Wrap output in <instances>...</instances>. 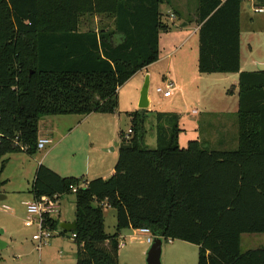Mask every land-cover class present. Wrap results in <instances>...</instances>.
Instances as JSON below:
<instances>
[{
    "label": "trees",
    "instance_id": "16d2710c",
    "mask_svg": "<svg viewBox=\"0 0 264 264\" xmlns=\"http://www.w3.org/2000/svg\"><path fill=\"white\" fill-rule=\"evenodd\" d=\"M242 2L199 0L197 10L199 73L239 74L235 151H206L196 140L182 148L173 113L156 114L157 148L150 149L146 115L136 112L131 137L123 140L132 147L120 149L110 178L81 186L78 178L39 166L34 199L76 197L77 264H119V231L141 228L162 241L198 246V264H264V248L241 250L243 235L264 234V71L240 72ZM170 4L0 0V158L35 155L46 117L114 114L119 88L159 60L160 34L169 29L161 7ZM254 5L264 8V0ZM87 16L101 17V24L87 25ZM105 207L117 211L113 236Z\"/></svg>",
    "mask_w": 264,
    "mask_h": 264
},
{
    "label": "rangeland",
    "instance_id": "374dc122",
    "mask_svg": "<svg viewBox=\"0 0 264 264\" xmlns=\"http://www.w3.org/2000/svg\"><path fill=\"white\" fill-rule=\"evenodd\" d=\"M198 3L197 0H172L170 5L161 7L162 19L168 24L169 29L161 33L159 60L134 75L119 88L118 107L114 114L93 113L87 119L80 115L46 117L42 120L40 130L42 133H50L49 135L53 137L56 143L53 148L37 150L33 156L22 151L9 153L0 158V196L9 197V200L0 202V206L4 204L10 209H0V264H77L78 246L70 232L60 228L53 230L51 239L40 245L33 240V236L38 233L37 229L25 226L28 217L25 204L34 200L32 183L39 165L43 164L67 173L64 174L68 175L67 178L83 179L82 182L103 176L108 179L112 176L108 171L116 165L124 137L132 128L134 113L146 115V145L150 149H156L157 113H173L179 116V127L182 130L179 144L184 148L190 141H195L190 137L197 133L199 115L209 109L211 104L218 107L214 109L230 113L233 112V108L234 111L239 110L238 73L224 75L199 73ZM170 6L176 14L181 13L175 23L170 22L171 15L166 13ZM255 8L252 0H243L241 4L243 72H255L259 70V65H264V8L261 10ZM85 19L87 25L92 27L101 24L99 16H87ZM108 22L112 21L104 20V23ZM181 25L186 26L181 28ZM82 28L85 29L86 26ZM170 52L173 53L172 56H169ZM148 78L149 109L147 108L145 112L140 108V99ZM176 81L177 86H186L187 90L184 87L182 90L174 89L169 99L157 92L158 88H165L168 83ZM198 86H216L214 96L211 97L208 90L202 91L201 94ZM138 92L140 95L137 100ZM215 101L218 102V106ZM194 112L199 115H194ZM232 119L230 115L229 145L219 146L217 142L220 144L222 142L217 139L213 147L202 145L204 150L237 149V115L234 116V128ZM183 130L186 133H183ZM185 137L189 139L187 144ZM90 155L91 168L88 166ZM98 156L105 157L106 160L97 162ZM60 199L61 214L55 220L60 223H73L76 212L75 195L64 194ZM104 215L106 232L113 236L117 233V211L112 207H105ZM118 241L124 244L120 246L118 252L119 264H148V252L152 245L146 243L143 235L133 229H124L119 231ZM261 248H264V234L242 236L243 253ZM198 259V246L178 240L163 241L162 264H198Z\"/></svg>",
    "mask_w": 264,
    "mask_h": 264
},
{
    "label": "crops",
    "instance_id": "0c3cea01",
    "mask_svg": "<svg viewBox=\"0 0 264 264\" xmlns=\"http://www.w3.org/2000/svg\"><path fill=\"white\" fill-rule=\"evenodd\" d=\"M172 1V0H171ZM199 0H197V2H198ZM199 4V3H198ZM252 5L253 6H255L254 5V0H252ZM199 6V5H198ZM186 8H188V5L186 6ZM256 10H261V9H257V8H255ZM178 10V9H177ZM174 12V9L170 6L169 7V10L166 12V13H173ZM175 13V12H174ZM181 14V13H180ZM175 15H176V13H175ZM177 16V15H176ZM175 16V19L174 20H170V22L171 23H175V21L178 19L177 17ZM181 16V15H180ZM182 18V17H181ZM187 24V23H186ZM183 26H186V25H181V28L183 27ZM198 29H199V26H198ZM159 45H160V47H161V34H160V43H159ZM173 52V51H172ZM172 52H170L171 54L169 55V56H172ZM261 65H259V67H260ZM264 66V65H263ZM144 70H146V69H144ZM243 71V67H242V65H241V71L240 72H242ZM256 72V71H255ZM200 75H202V74H200ZM220 75H224V74H220ZM147 76H149V74L147 75ZM200 77V76H199ZM177 82V81H176ZM175 82V83H176ZM174 82H172V84L174 85V89H178V90H182V87H184L186 90H187V87L186 86H177V84H178V82L175 84ZM216 86H198V90L200 91V93L202 94V91H205V90H208V92H210V95H211V97H213L214 96V88H215ZM140 89H141V87H140ZM140 89H139V91H140ZM173 89V90H174ZM184 89V90H185ZM139 95H140V93L138 92V96H137V100L139 99ZM172 97V95L170 96V97H168V98H166V99H169V98H171ZM205 101V100H204ZM215 103H216V106H218L217 104H218V102H216L215 101ZM202 104H205V103H203L202 102ZM210 105V104H209ZM214 108H218V107H215L213 104H211L210 105V107H209V109H206V111H204V112H202V113H200V115L198 114V113H194V115H199L200 117L198 118V124L196 125V127L198 128L196 131H197V133L195 134V136L194 137H190V139H195L196 141H198L199 142V144L201 145V147H202V145L203 146H206V147H208V146H210V147H213V146H215V144H216V141H217V139H220L221 140V142H222V144H220V143H218L217 142V144L219 145V146H222V147H226V146H228L229 145V130H230V121H229V117H230V115L232 116V121H233V124H232V127L234 128V116L235 115H237V120H238V110H236V111H234V108H233V112H226V111H221L220 109H214ZM149 109V108H148ZM236 112V113H235ZM87 117H90V115H88V116H85V119H87ZM223 117H226L225 119L223 118ZM41 123H43V121H41ZM41 123H40V125H41ZM183 133H186L184 130H183ZM238 133H239V128H238ZM50 133H42L41 132V130L39 129V139H43V138H46V139H49V140H51V144H49V145H47L43 150H39V151H44L45 149H47V148H49V147H51V148H53L54 147V145L56 144L55 143V141H54V139H53V137L52 136H50L49 135ZM181 135V134H180ZM186 136V135H185ZM130 137H131V134L129 135V131H128V134L125 136V138L126 139H130ZM179 140H180V138H179ZM189 141V139H188V137H185V143L187 144V142ZM122 144H124V143H122ZM121 144V145H122ZM185 148V147H184ZM209 148V147H208ZM238 148V147H237ZM114 151V149L111 151V152H113ZM89 157V156H88ZM87 157V158H88ZM112 160H114L113 158H111ZM105 161L106 160V158L105 157H102V156H98L97 157V162H102V161ZM91 161H92V159H91V155H90V160H89V162H88V166H89V168H91ZM117 164V163H116ZM41 165H43V164H41ZM40 166V165H39ZM39 166H38V168H39ZM99 166V165H98ZM115 166L116 165H114L111 169H109V173L108 174H114L115 173ZM38 168H37V170H38ZM49 168V167H48ZM50 168H52V167H50ZM53 169V168H52ZM51 169V170H52ZM53 170H55L56 171V173L57 174H59L61 177H63V178H67V176L68 175H64V174H67V173H62L61 171H58L57 169H53ZM96 170H98L97 168H96ZM36 173H37V171H36ZM72 176H76V175H72ZM78 176V175H77ZM98 176H101V175H98ZM35 177H36V174H35ZM35 177H34V180H35ZM71 178H75V177H71ZM77 178V177H76ZM98 178H103V179H105V176H103V177H98ZM98 178H96V179H98ZM81 180V186H84V185H86L88 182H90V181H88V180H86V181H84V182H82V180L83 179H80ZM92 181V180H91ZM34 182V181H33ZM32 185H33V183H32ZM9 197L7 196V197H2V196H0V202H4V201H6V200H9L8 199ZM26 206V205H25ZM13 208V207H12ZM0 209L2 210H10L9 209V207L7 206V205H1L0 206ZM26 212H27V209H26ZM75 222V221H74ZM60 223V222H59ZM64 223H67V224H71V223H68V222H64ZM62 223H60V225H61ZM61 228V227H60ZM62 229V228H61ZM1 233H3V232H1Z\"/></svg>",
    "mask_w": 264,
    "mask_h": 264
},
{
    "label": "built area",
    "instance_id": "2783aa9c",
    "mask_svg": "<svg viewBox=\"0 0 264 264\" xmlns=\"http://www.w3.org/2000/svg\"><path fill=\"white\" fill-rule=\"evenodd\" d=\"M171 15L170 20L175 19L173 13H168ZM172 83H168L165 88H158L157 92L162 94L165 98H168L172 95L174 89ZM196 113V112H194ZM132 134V131L129 130V135ZM51 140L43 138L38 140L37 149L43 150L47 145L51 144ZM70 190L75 193L78 188L74 185L70 186ZM61 197L55 195L53 197L44 196L40 199H34L32 202L26 203L27 215L28 217L25 220V226L27 228L35 227L38 231L37 234L33 236V240L37 241L40 245L46 244L51 239V229L50 220L56 219V217L61 214ZM139 234L145 237L147 244L152 245L155 237L148 228H141L136 230ZM72 239H76V235H72ZM124 245L120 242L119 246Z\"/></svg>",
    "mask_w": 264,
    "mask_h": 264
},
{
    "label": "water",
    "instance_id": "95a60500",
    "mask_svg": "<svg viewBox=\"0 0 264 264\" xmlns=\"http://www.w3.org/2000/svg\"><path fill=\"white\" fill-rule=\"evenodd\" d=\"M258 71H264V66L261 65ZM148 85H149V78L147 79L141 91L140 108L144 110H146L149 107ZM131 147L132 146L130 144L121 145V149H129ZM60 227L62 228V230L72 233L76 230L77 225H76V222H73L71 224L62 223ZM162 244H163V241L160 238H155L152 244V247L150 248L148 252V257H147L148 264H162V261H161Z\"/></svg>",
    "mask_w": 264,
    "mask_h": 264
}]
</instances>
